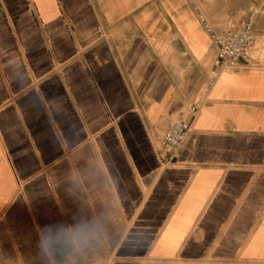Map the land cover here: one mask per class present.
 <instances>
[{
    "label": "crops",
    "instance_id": "obj_1",
    "mask_svg": "<svg viewBox=\"0 0 264 264\" xmlns=\"http://www.w3.org/2000/svg\"><path fill=\"white\" fill-rule=\"evenodd\" d=\"M252 8L251 59L210 85L203 18ZM37 237L46 264H264V0H0V264H43Z\"/></svg>",
    "mask_w": 264,
    "mask_h": 264
},
{
    "label": "built area",
    "instance_id": "obj_2",
    "mask_svg": "<svg viewBox=\"0 0 264 264\" xmlns=\"http://www.w3.org/2000/svg\"><path fill=\"white\" fill-rule=\"evenodd\" d=\"M261 13L253 9L247 20L231 22L223 31H215L203 18L205 27L211 32L216 48L215 70L210 85L223 73L238 70L243 61L251 59V53L257 45L258 34L255 29L256 18ZM206 96H200L186 108L183 117L171 122L160 140L159 154L162 159L171 161L180 152L192 131L193 125L206 102Z\"/></svg>",
    "mask_w": 264,
    "mask_h": 264
},
{
    "label": "rangeland",
    "instance_id": "obj_3",
    "mask_svg": "<svg viewBox=\"0 0 264 264\" xmlns=\"http://www.w3.org/2000/svg\"><path fill=\"white\" fill-rule=\"evenodd\" d=\"M253 9H255V8H252L250 11H249V13H248V16H249V14H250V12L253 10ZM258 45V44H257ZM255 49V48H254ZM42 202H43V204H45V199L43 198L42 199ZM9 219H11V221H12V219H14L13 218V215L12 214H10L9 216H7ZM37 219H38V221H39V223H42V224H44V222H45V215L43 214V213H38V216H37ZM13 222V221H12ZM23 223V220L21 221V220H18V221H16L15 222V224H12V226L14 227L15 225H16V227L19 229L20 227H22L23 229H24V225L22 224ZM43 226V225H42ZM8 233H10L11 234V236L12 237H17L16 235H18V233L19 234H24V233H26V237L28 238V237H30V235H29V233H31L32 235H35V231L34 230H31V232L30 231H27V232H25L24 230H21V231H19V230H8V231H6L5 232V237L7 238V234ZM14 234V235H13ZM39 235H40V237H45V235H46V230L43 228L42 230H40L39 231V233H38ZM37 239H38V237H37ZM36 244H37V248H39V249H41V256H39V257H41V261L43 262V264H46V253H45V247L44 246H41V241L38 239V242H36ZM55 254H57V253H55ZM16 264H17V262H16Z\"/></svg>",
    "mask_w": 264,
    "mask_h": 264
}]
</instances>
